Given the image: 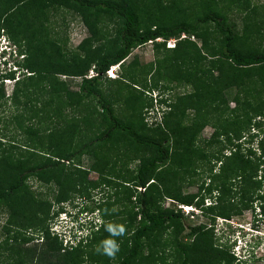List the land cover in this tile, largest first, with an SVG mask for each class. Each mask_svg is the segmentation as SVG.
I'll return each instance as SVG.
<instances>
[{
	"label": "trees",
	"instance_id": "1",
	"mask_svg": "<svg viewBox=\"0 0 264 264\" xmlns=\"http://www.w3.org/2000/svg\"><path fill=\"white\" fill-rule=\"evenodd\" d=\"M2 1L0 0V2ZM123 1L124 4L121 3V0L3 1L6 7L3 4V8L0 9V30L9 29L13 33L16 28H21V19H19L21 15L17 8H23L26 5L31 6V2L36 5L39 12L48 5H63L80 14L85 20L87 15L104 17L114 22L115 29L112 37V50L94 58L85 54V56L73 58L63 63L52 55H47L45 49L40 46L34 49L33 53L31 51L26 52L27 55L24 57L22 67L26 70L27 75L19 83H17L18 81L14 82L15 88L12 94L15 95L18 92V85L26 88L25 91L27 92L31 86L44 83L48 77L52 78L57 75L79 77L77 92L71 94L67 91L69 92H66L68 97L71 94L82 100H91L100 110V117L105 127L97 135L76 142V145L73 146L65 139L70 135L73 136L70 132H73L74 127L69 131L63 129L47 141L44 138H38L36 144L39 150L33 148L28 159L23 157L14 160L6 157V167L4 170L2 168L0 170V205L7 209L9 221L13 225L27 224L26 226H29H21L23 229L33 228L37 225L38 230L44 227L41 232L43 244L39 249H36V256L41 259L42 264H105V256L95 252L96 246L103 241L101 239L107 237L105 235L107 218L102 211L100 214L98 213L99 208L105 202L89 199L93 201L95 209L90 208L88 212L83 210V206L78 203L81 211L77 212L76 210V215L87 213L92 215L90 222L94 220H98V222L96 224H94L95 222L93 224L86 222L85 225L88 224L87 233L76 244L71 245L67 242L62 244L59 236L53 234L49 229L48 219L50 218H46V220L44 218L48 213L45 211L46 209H32L35 202L31 199V195L23 190L24 181L29 176L42 178L45 183L54 180L61 191L54 198V201L61 206L69 199L65 193L67 191L74 193L80 189L81 196L87 197L91 195L93 189L101 187L111 180L117 181L114 169L106 167L105 171L104 165L106 164H103V159L99 155H97L98 165L93 166V171H96L99 177L91 183L84 180L86 171L77 166L69 165L73 159L84 153L93 154L92 151L98 145L107 143L114 136H117L132 149L143 154L146 152L149 155L147 157L143 155L139 158L131 178H122L117 182L119 187L128 191L127 198H133L132 201L130 199V202L136 207V210L133 211L131 221L136 220V224L128 235L121 236L122 242L116 264H140L146 239L153 235L161 236L166 230L172 237L171 240H168L170 244L172 242V252H179L180 257L178 261L177 257L173 255L165 257V253H162L159 258L160 264H241L239 260L234 263V258L218 246L213 247L211 244L205 246L197 243L195 239L187 247L182 244L175 238L176 233L183 228L181 223L182 211L180 209L173 211L156 206L154 198H161V194H167L166 189H161V185L165 186L162 179V177L164 178L163 174L175 172L176 169L186 171L193 165L194 160L191 153L196 151V147L193 145L196 136L204 125H212L214 128L206 144L210 146L215 144L217 150L209 156L214 160L220 158L218 160L220 163L219 173L211 175L217 181V185L213 186L210 183L205 186L208 192L216 191L218 193L215 198L217 202L201 207L202 200L194 201L195 197L192 195L186 197L174 195L173 200L182 205L199 207L200 212L209 218L211 224L215 217L228 218L226 207L222 206L217 212L214 213V211L218 202L220 203L223 198H229L230 195L228 194H233V191L236 190L228 182L229 176L233 175L234 178L241 181L251 179L250 173H255L260 163L264 162V138H259L256 147H249L245 146L248 141L241 136V130L250 128V126L253 129L260 127L261 123L254 121V119L260 118L264 112V49L249 44L252 39H262L264 36V26L250 19L258 7L248 5L242 8V10L244 9L242 22L238 27L225 12L231 9L241 10L242 0H198L192 3L190 1L191 7H197L193 9L194 14L193 11H190L186 17L182 13H176L174 19L167 22H151L145 26L143 15L148 14L149 8L152 12L160 14L162 5L159 0ZM88 28L90 31V27ZM21 29L23 30V28ZM10 31H8L9 34H11ZM24 31L26 29L22 33ZM180 34H184L185 38L176 40L172 49L164 48L169 52L164 57L166 63L160 68L158 66L155 73H161L173 83H187L192 92L187 96L178 97L177 108L174 103L170 105L165 98L157 100L158 103L164 104L165 108L169 109L167 119L171 121L168 124L165 123L167 131L170 132L169 136V133L160 131V129L154 131L156 135L152 137L139 134L132 123L123 122L112 114L110 106L102 97L99 88L102 76L109 67L120 65L131 49L155 38L177 39ZM194 37L199 40V46L193 42ZM154 45L156 49L163 47V44L154 43ZM88 49L86 53H88ZM203 60L206 62L205 72L198 67L200 61ZM172 63L176 65L186 63L187 70L174 69ZM90 66L91 69H89ZM169 69L172 70V73L168 77L165 73H168ZM89 70L92 72L91 75H88ZM9 77V79H13V76ZM136 81L137 83L141 81V75L139 77L130 76L125 87L131 88V86L141 85L142 88H139L140 90L137 92L141 96L143 91L146 92L144 90L145 84H135ZM1 83L2 79L0 78ZM49 88L47 85L44 91ZM228 88L237 90L232 98L234 107L230 109L223 97V91ZM153 89L154 86L150 89L151 92ZM50 92L52 95L58 94L54 87ZM147 93L149 96V92ZM185 97H187V104H182V99ZM139 109L141 111L143 105H140ZM174 109H178L175 114ZM184 110L193 112L187 128L180 123V115L183 114ZM214 118L218 125H215ZM251 120L254 122L252 125ZM184 128L186 130H183ZM170 136L171 146L168 145ZM250 139L251 136H249ZM73 140L74 138L71 139L72 143ZM41 146H44L46 151ZM227 147L230 151L225 155L224 150ZM256 154H258L257 157H255ZM203 155L202 153L200 158H203ZM68 169H71V172H68ZM136 188L143 190L137 191ZM259 206L260 216L264 217V203ZM60 208H56L51 217L54 216L53 218L56 219L61 212H64L63 210H66ZM59 209L62 211L58 212ZM32 216L35 217L32 218ZM44 220L47 221L45 225H43ZM71 222H75V220L72 219ZM188 228L189 231L185 234L187 237L195 238L197 235L205 237L210 232L209 228L202 225L189 226ZM227 231L230 232L228 227ZM36 250L31 251V258ZM20 260H15L13 264H22Z\"/></svg>",
	"mask_w": 264,
	"mask_h": 264
},
{
	"label": "rangeland",
	"instance_id": "2",
	"mask_svg": "<svg viewBox=\"0 0 264 264\" xmlns=\"http://www.w3.org/2000/svg\"><path fill=\"white\" fill-rule=\"evenodd\" d=\"M197 1L159 0L162 5L160 14L152 12L149 8L148 14L146 16L145 14L143 15V23L146 26L151 22H167L174 19L176 13H182L187 17V13L193 11L196 7H191L190 3ZM2 2H0V9L4 5L6 7V4ZM241 2V10L231 9L225 12L228 18L239 27L243 17L242 11L244 9L242 10V8L248 5H255L258 9L250 19L264 26V0H242ZM121 3L124 4V1L121 0ZM18 10L21 15L19 17L21 19V28L23 30L26 29V31L22 33L23 30L20 27L16 28L13 33L7 29L11 34L5 29L0 30V78L2 79L0 84V170L1 168L4 170V167H6V157L14 160L23 157L28 159L33 148L39 150L36 144L38 138H44L47 141L63 129L69 131L74 127L72 129L73 132H70L73 136L70 135L65 139L66 142L73 146L76 145V142L97 135L105 127L100 117V110L91 100H82L71 95L77 92L80 82L79 77L57 75L52 78L48 77L44 83L42 82L37 86H31L27 92L22 85H18V92L15 95L14 93L12 94V91L15 88L14 82L18 81L17 83H19L27 75L26 70L22 67L24 57L27 55L26 52L31 51L33 53L34 49L40 46L45 49L47 55H52L63 63L73 58L85 56V54L94 58L112 50L114 22L107 18L93 15H87L85 20L80 14L63 5H48L39 12L36 5L31 2V6L19 7L17 8ZM14 22L16 21L14 20ZM88 27H90V31ZM263 39L264 36L262 39L254 38L249 41V44L253 47L264 49ZM192 40L199 46V40L195 39V37ZM88 47L90 48L88 49ZM164 48L165 46L163 45L162 48L156 49L152 42L151 44L146 43L131 49L120 65H114L108 69L110 70L108 73L109 77L104 73L99 86L101 95L110 106L112 114L123 122L132 123L139 134L150 137L155 136L156 133L154 131L158 129L169 133L168 136L170 135L165 124L171 121L167 119L169 109L155 108L153 107V101L158 96H163L166 97L170 105L173 103L176 105L178 97L187 96V94L192 92L191 87L187 83H173L161 73H155L158 66L160 68L166 63L164 57L169 52ZM87 49L89 50L88 53H86ZM167 62L170 63L169 61ZM172 64L174 69L187 70L186 63ZM199 64V69L205 72L206 62L203 60ZM89 69H91V66ZM171 73L172 70L169 69L168 73L165 74L170 76ZM134 75L138 77L141 75V81L138 83L145 84L144 90L146 92L143 91L141 96L137 94L140 90L139 88H142L141 85L131 86L133 90L128 86L125 87L129 77ZM9 76H13V79H9ZM138 83L137 81L135 82V84ZM47 85L50 88L44 91ZM152 86H154V89L151 92ZM52 87L56 89L58 94L52 95L51 92L49 93ZM67 91L71 92L70 97H68L67 93L69 92ZM236 91L233 88L223 91V97L228 103L229 109L234 107L232 98ZM147 92H149V96ZM181 103L187 104V97L183 98ZM140 105H143L141 111L139 109ZM177 110L174 109V114ZM182 113L180 115V123L187 128L193 112L184 110ZM176 115L178 116L179 114ZM213 120L215 121V118ZM254 121L261 123L259 128L253 129L250 126V128L241 130V136L248 141L245 146L256 147L259 138H264V112L260 118H255ZM253 123V120H251V125ZM216 124L218 125L215 121ZM185 128L183 130H186ZM213 130L212 125H204L200 129L193 145L196 147V151L191 153V157L194 160L191 167L187 168L186 171L176 169L175 172L167 173V175L163 174L164 178L162 177V179L165 182V186L161 185V189H166L167 194H161V198H154L156 206L177 211L178 207L184 205L174 201V195L180 197L192 195L195 197L194 201L202 200L201 207L213 205L217 202L215 198L218 193L216 191L208 192L205 189L206 184L217 185V181L211 175L219 173L218 167L220 163L218 160L220 158L214 160L209 156L213 151L217 150V147L215 144L212 146L206 144ZM249 136H251L250 140ZM72 138H74L73 143L71 142ZM171 143L170 136L168 145L171 146ZM41 147L46 151L44 146ZM228 148L224 150L225 155L230 151ZM92 152L94 156L90 152L84 153L80 157L73 159L69 165L77 166L86 171L84 180L91 183V181L99 177V174L93 171V166L98 165L97 155H99L103 159V164H106L104 165L105 171L106 167L114 169L117 181L111 180L105 185L93 189L91 197L87 196V194H85L87 197H82L80 189L74 193L67 191L65 193L69 199L60 206L54 201V198L61 192L54 180L45 183L44 179L35 176H29L25 179L23 191H27L31 195L33 202H35L32 209H46L45 211L48 213L44 218L45 220L50 218L48 222L54 223V231L57 233L65 229L69 219L66 214H61L55 220L54 216L51 217L55 209L62 207V209L65 208L67 211L70 210L75 213L76 210L77 212L81 211L78 206V203H80L83 206V210L88 212L90 208L95 209L93 201L89 200L92 198L95 201L105 202L99 208L98 213L103 212L107 218V223L112 222L124 225L126 228L125 235H128L136 224V220L134 222L131 221L136 207L130 202V199L132 201L133 198H127L128 191L119 187L117 182L122 178H131L139 158L143 155L147 157L149 154L146 152L143 154L132 149L117 136H114L107 143L98 145ZM202 153L204 154L203 158H200ZM257 156L258 154L255 155V157ZM67 171L71 172V169ZM250 176L252 178L245 181L238 180L233 175L229 176L230 181L228 180V182L236 190L233 191V194H228L230 195L229 198H223L220 203L218 202L214 211L215 213L220 207H226L228 218L215 217L213 219L214 222L211 224L209 218L204 213L199 212V207L190 206L195 209V212L187 215L182 214L181 223L183 228L176 233L175 238L186 245V247L194 239L197 240V243L205 246L210 244L213 247L218 246V248L226 250L234 258V263L239 260L241 264H264V217H261L259 212V205L264 203V162L260 163L256 172L250 173ZM136 189L137 191L143 190L141 188ZM188 208L189 206H187V210ZM60 209L58 212L62 211ZM183 211L185 212L186 210ZM34 217L32 216V218ZM88 217H86V221L89 220ZM83 220L85 221V218ZM26 225H13L9 221L7 209L0 205V264H13L17 259H21L22 264H42L41 259L36 256V249H39L41 244H43L41 232L44 227L38 230V226L35 225L33 228L23 229L22 227H29ZM197 225H202L205 228L211 226L209 228L210 232L205 237L199 235L195 236V238L187 237L185 234L189 231L188 227ZM227 227L230 230L229 233ZM85 233H87V230H84V233L79 231L78 234L81 235L76 238H72L71 234H67L64 235V239L76 242L82 235L84 237ZM105 233L107 237L101 240L109 238V234L106 231ZM64 239H62V244ZM116 239L120 245L122 237H117ZM171 239L172 237L168 230L161 236L153 235L146 239L140 264H160L159 258L162 253H165V257L173 255L179 261L180 253H173L171 250L172 242L171 244L168 242ZM159 243L163 244L160 245ZM34 250H36L35 254L31 258V251ZM118 253L115 259L111 260L105 256V264H116L118 262ZM167 262L169 263L168 260Z\"/></svg>",
	"mask_w": 264,
	"mask_h": 264
},
{
	"label": "clouds",
	"instance_id": "3",
	"mask_svg": "<svg viewBox=\"0 0 264 264\" xmlns=\"http://www.w3.org/2000/svg\"><path fill=\"white\" fill-rule=\"evenodd\" d=\"M155 39H157V38H155ZM155 39L150 40L151 43L153 42V43L163 44L166 49H172L174 47V45L172 47H166L165 42H156V41H154ZM160 39H162V38H160ZM169 39H173V38H169ZM163 40L166 41L168 39H163ZM146 43H144V44H146ZM111 67H109V68H111ZM108 69L104 73H105L106 76L109 77V75H108L109 72L108 71H110V70H108ZM164 98L166 99V97L158 96L157 99H155L153 101V107H155V108L157 107V108L163 110L165 108V105L162 104V103H158L157 100L158 99H164ZM185 208H187V205L178 207V209H180L182 211V213L185 214V215L192 214V212H195V209H192L189 206L187 212L185 213L183 211V209H185ZM199 212H200V210H199ZM61 214H66L67 215V218L69 219V220H67L68 221V225L65 226V229L64 230H62L60 233H57L56 231H54V227H55L54 226V223H50V225H49L50 231L51 232L54 231L53 234H56L57 236H59V238L61 239V241H62V239H64V235H67V234H71L72 238H76V237L80 236L81 234H78V232L81 231L82 233H84V230L85 231L88 230V226H87L88 224L85 225V223L86 222H90V220L92 219L91 218L92 215H88L87 213H80V214L76 215L75 213H72L71 211L64 210V212H61L59 214V216ZM94 214H95V212L93 213V215ZM87 216H89L88 217V219H89L88 221H86V217ZM84 218H85V221L83 220ZM72 219H74L75 222H71ZM81 221H83V222H81ZM97 222H98V220H94L93 222H90V223L96 224ZM83 225H85L86 227L83 226ZM77 226H79V227H77ZM105 231L109 234V238H106L103 241H101V243L96 246L95 252L97 254H99V255L106 256L110 260L111 259H115L116 254L120 251V245L117 242V239L116 238L125 235L126 228L122 224H115V223L109 222L105 226ZM85 235H86V233H85ZM82 237H83V235L80 238H82ZM80 238L76 242H70L69 240H65L64 239L63 244H66V242H67V243H70L71 245H74V244H76L80 240Z\"/></svg>",
	"mask_w": 264,
	"mask_h": 264
},
{
	"label": "built area",
	"instance_id": "4",
	"mask_svg": "<svg viewBox=\"0 0 264 264\" xmlns=\"http://www.w3.org/2000/svg\"><path fill=\"white\" fill-rule=\"evenodd\" d=\"M183 38H185V35L184 34H180L177 39L173 38V39H168V40L164 41L163 39L157 38L154 41H156V42H165L166 47H172L176 40H181ZM147 43L151 44V41H148ZM108 72H110V71H108ZM91 74H92V72H91V70H89L88 75H91ZM183 210H186L185 213L187 212V209H183Z\"/></svg>",
	"mask_w": 264,
	"mask_h": 264
},
{
	"label": "bare ground",
	"instance_id": "5",
	"mask_svg": "<svg viewBox=\"0 0 264 264\" xmlns=\"http://www.w3.org/2000/svg\"><path fill=\"white\" fill-rule=\"evenodd\" d=\"M187 209V208H186Z\"/></svg>",
	"mask_w": 264,
	"mask_h": 264
}]
</instances>
